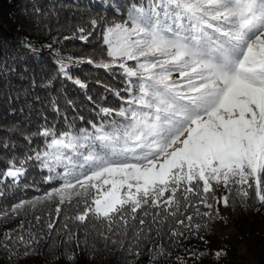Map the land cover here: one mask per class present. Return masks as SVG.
Here are the masks:
<instances>
[{"label": "snow or ice", "instance_id": "snow-or-ice-1", "mask_svg": "<svg viewBox=\"0 0 264 264\" xmlns=\"http://www.w3.org/2000/svg\"><path fill=\"white\" fill-rule=\"evenodd\" d=\"M36 14L44 18L56 12L34 7V20ZM101 21L105 59L73 61L56 50V63L69 80L73 77L66 59L119 69L126 86L113 91L121 103L97 104L101 122L87 121L90 128L57 132L45 123L21 133L28 145L34 137L45 138L46 147L5 156L0 186L21 187L29 162H39L49 173L44 178L49 189L0 208V221L20 218L15 228L0 234V250L9 259L33 254L45 238L43 229H33L47 220L50 237L63 206L72 205L73 198L77 211L67 220L91 226L106 246L119 244L134 260L151 243L153 227L159 236V226L168 218L191 235L202 227L194 223L196 217L222 218L217 205L233 207L238 199L248 207L254 196L264 206V0H131L119 21L90 17L88 23L95 29ZM77 33L84 42L91 35L78 25L63 40ZM24 46L38 55L30 43ZM43 47L51 49L52 44ZM73 82L87 88L78 78ZM50 103L59 113L56 98ZM15 148L0 140V149ZM4 194L0 188V196ZM45 203L54 204L52 210L46 216L35 214ZM201 206L207 210L201 212ZM28 211L33 212L31 221L25 219ZM63 227V243L75 239L79 248L77 233L69 223ZM188 235L176 228L170 232L176 241ZM148 253L151 264L170 255L162 244L148 247ZM61 255L66 264H76L75 252Z\"/></svg>", "mask_w": 264, "mask_h": 264}, {"label": "trees", "instance_id": "trees-1", "mask_svg": "<svg viewBox=\"0 0 264 264\" xmlns=\"http://www.w3.org/2000/svg\"><path fill=\"white\" fill-rule=\"evenodd\" d=\"M129 3L130 0H0V140H8L16 145L12 151L0 149V171L6 167L4 157L10 156L13 151L17 155H23L30 147L45 149V138L34 137L32 144L28 145L21 135L22 132L36 131L45 123L48 126L54 125L57 132L81 127L90 128L87 121L101 122L94 110L97 104L112 107L116 100L121 102L113 91L123 89L121 84L126 86L125 78L119 69L107 71L94 65L69 62L66 59L68 75L73 77V80L78 78L87 84V88L82 89L59 72L56 50H59L60 56L70 57L73 61L79 57H91L96 61L105 59L106 51L105 47H102L104 25L100 23L95 29L90 27L91 30L88 31L91 35L87 42L78 39V33L70 40H63L64 36H72L77 27H71V20L68 18L76 13L75 9L84 13L88 21L90 17H114L117 13L115 7H125ZM34 7H39L44 12L55 8L56 15L41 18L36 14L34 20ZM79 26L85 27L84 24ZM54 39L58 42L54 43ZM98 39L101 41L99 45L96 43ZM25 43H30L38 55L30 52L24 46ZM47 44H52V48H42ZM98 80L100 83H97ZM121 94L127 95L124 92ZM88 97H92L95 103ZM52 98H56L58 102L59 113L53 111L50 103ZM66 100L73 101V105H68ZM80 116H83L84 120H80ZM48 175L47 169L42 168L39 162H29L27 173L21 180V187L0 186L5 193L0 196V208H6L20 198H31L47 191L49 184L44 182V178ZM25 184L29 187H23ZM249 192L251 193V190ZM53 207L52 203L39 205L35 214L46 216ZM229 208L231 223L240 242L247 248V256L238 253L232 239L217 236L215 224L219 218L199 216L194 219V223L202 225L198 234L193 229L192 234L188 235L187 230L177 225L172 218L161 223L159 236L154 226L151 243L143 245V255L134 260L120 249L119 244L106 246L103 240L97 238L96 230L91 226L85 228L67 220V217L77 211L73 198L72 205L63 206L61 219L57 221L58 227L50 237L44 226L47 220L33 229L37 233L43 229L45 234L33 254L9 259V253L0 250V264H66L61 255L66 252L76 253V264H129L130 261L132 264H151L148 247L159 244H162L170 255L161 256L157 264H264V206H260L252 196L248 207L242 206L237 199L236 204ZM206 210L201 206V212ZM188 211L194 212V209ZM32 218L33 212L28 211L25 219L31 221ZM19 219L0 221V234L15 228ZM147 219L151 220V217ZM64 223H69V228L77 233L81 242L79 248L75 247V239L71 244L63 243ZM96 228L100 229V225L97 224ZM173 228L184 231L188 238H180L179 241L172 239L170 232ZM200 236L203 239H200ZM219 250H224L226 255L215 257L214 253ZM58 256L60 259H56Z\"/></svg>", "mask_w": 264, "mask_h": 264}, {"label": "rangeland", "instance_id": "rangeland-1", "mask_svg": "<svg viewBox=\"0 0 264 264\" xmlns=\"http://www.w3.org/2000/svg\"><path fill=\"white\" fill-rule=\"evenodd\" d=\"M131 2V0H130ZM129 5V4H128ZM128 5H126L125 7H115L117 10V13L115 14L114 17L105 15L102 17L106 18L107 22H112V21H119L121 19V17L123 16V14L126 12V9L128 7ZM76 13H73L68 19L71 20V27L78 26L79 24H84L85 28L87 30H91L89 23H88V18H86L85 14L80 12L79 10L75 9ZM89 15H92V13ZM94 16V15H92ZM105 21H101V24L104 25ZM54 32V31H53ZM96 34H94L95 36ZM97 45L101 44V41L98 39V41L96 42ZM102 47L106 48V46L103 44ZM129 63H132L131 61H129ZM120 87H125L124 84H121ZM121 102H119L118 100L115 101V103L112 104V107H118L119 104ZM218 207H220V217L219 220L217 221V223L215 224V233L217 234L218 237L221 238H229L232 239L234 241L235 247L238 251V253L242 256H247L246 252H247V248L246 246L240 242V244L237 246L236 245V238L239 240V238L237 237V233H236V229L233 226V224L231 223V211L230 208H226L228 209L227 212L223 211L222 206L218 205ZM240 241V240H239ZM244 254V255H243ZM256 264V263H253Z\"/></svg>", "mask_w": 264, "mask_h": 264}, {"label": "water", "instance_id": "water-1", "mask_svg": "<svg viewBox=\"0 0 264 264\" xmlns=\"http://www.w3.org/2000/svg\"><path fill=\"white\" fill-rule=\"evenodd\" d=\"M239 244H240V241L236 238V245L238 246Z\"/></svg>", "mask_w": 264, "mask_h": 264}, {"label": "bare ground", "instance_id": "bare-ground-1", "mask_svg": "<svg viewBox=\"0 0 264 264\" xmlns=\"http://www.w3.org/2000/svg\"><path fill=\"white\" fill-rule=\"evenodd\" d=\"M221 206H222V205H221ZM222 209H223V211H225V212H227V210H228V209L224 208L223 206H222Z\"/></svg>", "mask_w": 264, "mask_h": 264}]
</instances>
